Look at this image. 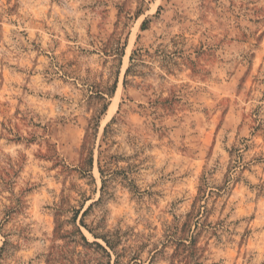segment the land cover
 <instances>
[{
    "label": "rangeland",
    "instance_id": "1",
    "mask_svg": "<svg viewBox=\"0 0 264 264\" xmlns=\"http://www.w3.org/2000/svg\"><path fill=\"white\" fill-rule=\"evenodd\" d=\"M0 264H264V0H0Z\"/></svg>",
    "mask_w": 264,
    "mask_h": 264
},
{
    "label": "trees",
    "instance_id": "2",
    "mask_svg": "<svg viewBox=\"0 0 264 264\" xmlns=\"http://www.w3.org/2000/svg\"><path fill=\"white\" fill-rule=\"evenodd\" d=\"M114 88V87H113ZM114 91V89L111 91V92H113ZM109 124L105 127V129H104V135H106L107 134V132H108V128H109ZM99 165H100V162L98 163ZM110 165L111 164H109L108 162H104V167L106 168V170L110 167ZM99 173H100V175H101V181H102V189H103V187H104V185L106 184V182L108 181L106 178H104V176H103V166L102 167H99ZM108 177H110V174H108Z\"/></svg>",
    "mask_w": 264,
    "mask_h": 264
}]
</instances>
